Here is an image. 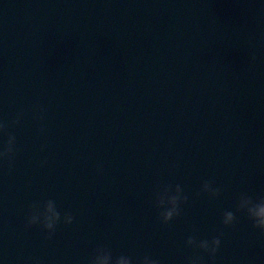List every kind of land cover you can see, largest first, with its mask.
<instances>
[{"label":"clouds","instance_id":"9594fccd","mask_svg":"<svg viewBox=\"0 0 264 264\" xmlns=\"http://www.w3.org/2000/svg\"><path fill=\"white\" fill-rule=\"evenodd\" d=\"M255 61V56L252 57ZM43 119V116L40 117ZM14 125L20 123L19 117L12 122ZM8 124L0 121V132L6 131ZM43 131V129H41ZM16 138L9 134L6 145L0 149V161H7L9 169H11L16 152ZM202 191L208 193L212 197H216L220 193L218 187L214 188L211 181H205ZM188 197L183 194L181 185H175L173 190L171 185L162 186L156 193L155 205L160 209V219L164 224H169L174 218L181 214L182 203H187ZM237 211L244 212L252 221V226L259 229L260 234L264 236V198L253 199V197L242 194L237 204ZM75 217L71 213H64L63 217L58 210L56 202L47 199L43 202L33 203L30 205V214L27 218L26 227L40 225L47 233L48 239H51L56 232L57 226L62 222L65 225H71ZM237 217L233 211H225L222 217V223L225 226H231L235 223ZM213 236L211 239H197L195 236H188L185 243L186 246L202 253H206L208 258L214 261L217 252L221 246V236ZM89 264H160L159 260L149 255L140 257L134 261L133 257L128 255H119L114 257L112 251L106 247L100 246L94 250L89 259ZM187 264H205L203 255H193L187 258Z\"/></svg>","mask_w":264,"mask_h":264}]
</instances>
